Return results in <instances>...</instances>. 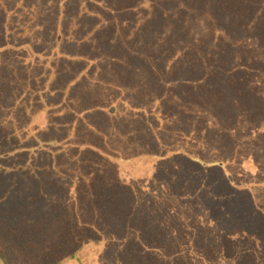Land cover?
<instances>
[{
	"label": "trees",
	"instance_id": "obj_1",
	"mask_svg": "<svg viewBox=\"0 0 264 264\" xmlns=\"http://www.w3.org/2000/svg\"><path fill=\"white\" fill-rule=\"evenodd\" d=\"M262 162L264 0H0V264H264Z\"/></svg>",
	"mask_w": 264,
	"mask_h": 264
},
{
	"label": "rangeland",
	"instance_id": "obj_2",
	"mask_svg": "<svg viewBox=\"0 0 264 264\" xmlns=\"http://www.w3.org/2000/svg\"><path fill=\"white\" fill-rule=\"evenodd\" d=\"M39 16V14H36V16ZM28 25V24H27ZM14 27H16L17 28V26H15V25H13ZM250 148V150H253L251 147H249ZM249 148H247L243 153H242V155H241V157L244 159V160H246V156H247V154L248 153H250V150H249ZM254 151V150H253ZM255 154H257V152H255ZM264 162H262L261 164H263ZM260 164V165H261ZM263 166H264V164H263ZM259 199L261 200V202H262V204L264 205V195H261V196H259Z\"/></svg>",
	"mask_w": 264,
	"mask_h": 264
}]
</instances>
